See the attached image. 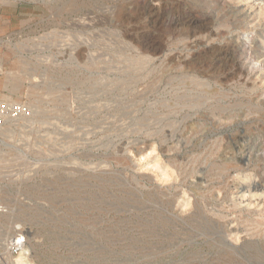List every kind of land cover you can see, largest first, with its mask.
<instances>
[{
    "label": "rangeland",
    "instance_id": "obj_1",
    "mask_svg": "<svg viewBox=\"0 0 264 264\" xmlns=\"http://www.w3.org/2000/svg\"><path fill=\"white\" fill-rule=\"evenodd\" d=\"M0 100V264H264V0H0Z\"/></svg>",
    "mask_w": 264,
    "mask_h": 264
},
{
    "label": "built area",
    "instance_id": "obj_2",
    "mask_svg": "<svg viewBox=\"0 0 264 264\" xmlns=\"http://www.w3.org/2000/svg\"><path fill=\"white\" fill-rule=\"evenodd\" d=\"M7 108H8V105L0 100V124L3 121V115H4L5 110H7ZM11 110L13 112H18V111H22L23 109L19 107L18 105H12ZM26 249H27L26 231L24 229H18V231L14 235L13 241L11 242V253L13 255H17V254L20 255L23 252L28 254Z\"/></svg>",
    "mask_w": 264,
    "mask_h": 264
},
{
    "label": "bare ground",
    "instance_id": "obj_3",
    "mask_svg": "<svg viewBox=\"0 0 264 264\" xmlns=\"http://www.w3.org/2000/svg\"><path fill=\"white\" fill-rule=\"evenodd\" d=\"M17 260H18V262H19L20 264H24V262H25V257L20 256Z\"/></svg>",
    "mask_w": 264,
    "mask_h": 264
}]
</instances>
